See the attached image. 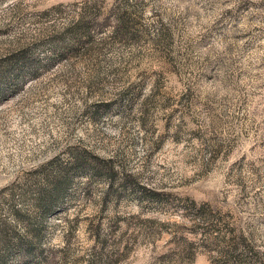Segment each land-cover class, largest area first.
Listing matches in <instances>:
<instances>
[{
  "label": "rangeland",
  "instance_id": "obj_1",
  "mask_svg": "<svg viewBox=\"0 0 264 264\" xmlns=\"http://www.w3.org/2000/svg\"><path fill=\"white\" fill-rule=\"evenodd\" d=\"M0 264H264V0H0Z\"/></svg>",
  "mask_w": 264,
  "mask_h": 264
}]
</instances>
